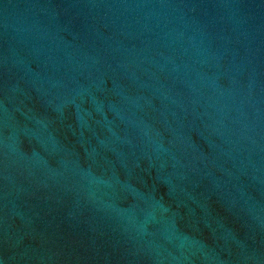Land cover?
Segmentation results:
<instances>
[{
    "label": "water",
    "instance_id": "95a60500",
    "mask_svg": "<svg viewBox=\"0 0 264 264\" xmlns=\"http://www.w3.org/2000/svg\"><path fill=\"white\" fill-rule=\"evenodd\" d=\"M0 264H264V0H0Z\"/></svg>",
    "mask_w": 264,
    "mask_h": 264
}]
</instances>
